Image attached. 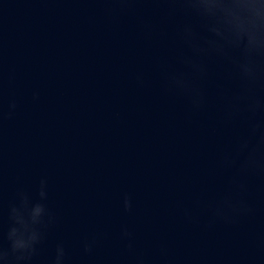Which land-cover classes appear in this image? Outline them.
I'll use <instances>...</instances> for the list:
<instances>
[{
	"label": "water",
	"instance_id": "obj_1",
	"mask_svg": "<svg viewBox=\"0 0 264 264\" xmlns=\"http://www.w3.org/2000/svg\"><path fill=\"white\" fill-rule=\"evenodd\" d=\"M116 7L107 0H0L5 206L17 187L35 196L47 177L48 203L61 222L49 231L44 258L63 240L71 264H96L82 257L89 233H111L116 250L128 224L141 247L155 250L163 240L187 264H264V180L254 182L253 221L212 232L184 221L180 206L218 184L220 137L209 116L188 114L159 89L153 61L164 45L145 35L141 17L159 22L160 12L150 4L110 11ZM141 72L148 85L137 81ZM10 98L18 100L11 117ZM125 194L133 197L132 213L122 207Z\"/></svg>",
	"mask_w": 264,
	"mask_h": 264
},
{
	"label": "clouds",
	"instance_id": "obj_2",
	"mask_svg": "<svg viewBox=\"0 0 264 264\" xmlns=\"http://www.w3.org/2000/svg\"><path fill=\"white\" fill-rule=\"evenodd\" d=\"M107 2L118 6L110 11L134 13L139 11L136 5L150 4L160 12L159 22L141 17L145 35L164 45L153 61L159 89L188 114L209 116L220 137L213 162L218 184L191 205L180 206L184 221L206 232L253 221L258 189L254 182L264 180V0ZM136 78L142 86L150 83L143 72ZM17 107L18 100L10 98L9 117ZM48 201L47 177L39 180L35 196L17 187L6 206L0 189V264H71L63 240L42 257L49 231L61 222ZM122 207L133 212L131 194H125ZM112 239L107 231L90 232L82 243V257L96 264H187V258L175 256L163 240L155 250L141 247L135 228L128 224L115 237L116 250L109 248Z\"/></svg>",
	"mask_w": 264,
	"mask_h": 264
}]
</instances>
